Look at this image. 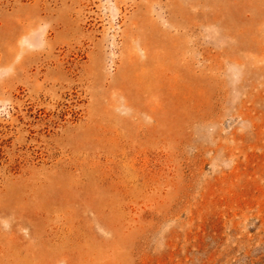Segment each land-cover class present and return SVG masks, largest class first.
Wrapping results in <instances>:
<instances>
[{"label": "rangeland", "instance_id": "rangeland-1", "mask_svg": "<svg viewBox=\"0 0 264 264\" xmlns=\"http://www.w3.org/2000/svg\"><path fill=\"white\" fill-rule=\"evenodd\" d=\"M0 264H264V0H0Z\"/></svg>", "mask_w": 264, "mask_h": 264}]
</instances>
